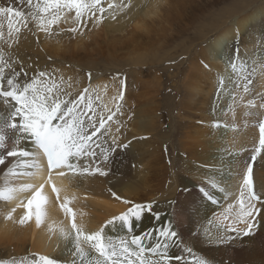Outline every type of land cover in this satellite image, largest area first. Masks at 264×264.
<instances>
[{"label":"bare ground","instance_id":"obj_1","mask_svg":"<svg viewBox=\"0 0 264 264\" xmlns=\"http://www.w3.org/2000/svg\"><path fill=\"white\" fill-rule=\"evenodd\" d=\"M202 1L204 0H132V7L130 9L120 11L119 9H108L107 5L109 3L117 5L121 3L126 4L128 0H102V6L107 9L104 14V19L99 24L85 20L82 24L85 28L87 27L88 31L81 33L79 30L80 34H76L75 38L70 36L69 32H67L71 28L69 26L76 25L73 22V12L71 14L73 19H69L68 22L62 20L59 25L53 26V35L55 36H45L43 33H39V39H37L33 33L25 32L21 38L18 51L27 63L42 69L41 61L46 59L47 52L53 54L57 59H66L75 56L77 61V59L81 60L86 58L90 53V49L101 52V49L107 44L111 46V41L114 39H123L122 42L124 44L130 45V41L133 43L132 40L138 37L141 41L147 40L146 43L144 41V45H148L156 34L155 32L160 31L166 33L168 31L170 32L175 26L179 27L181 20H184V12L189 7L193 8V5L199 4ZM260 1L262 0H241L239 3L237 2L238 4L236 6L232 5L223 11L220 9L222 11L219 13L220 16H217L216 19L215 16L213 18L216 21L210 19L213 22L207 23L209 21L207 20L205 21L207 25L204 27L200 25L203 28L196 36V41L198 42L196 44L200 47L193 53L191 51L192 54L186 58L187 65L182 72L181 83L183 90H179L182 94L181 108L180 102L179 108L177 107V123L179 124L180 132L179 146L183 152L181 153L182 155H177L173 161L174 167H178L177 161H186L182 167L186 170V173H189L192 182L183 185L184 189L182 191L179 190L178 193L176 191L177 187H173V193L175 192L176 195L168 207H170V220L174 223L175 230L180 234L184 242L193 249L191 256L187 252L181 251V249L176 250L177 254L183 255L189 261V264H191L190 259H195L196 257L198 259H206L208 264H229L227 263L228 259L233 260V262L238 261L239 264H264V204L261 202L256 203V207L260 211L255 217L254 223L256 227L253 229L252 235L244 236L241 232V235L237 236L234 232L224 231L225 227L235 220L236 213L240 210L239 193L243 183L242 178L246 173L249 163L252 164L253 169L252 179L253 188L255 185L254 191L264 201V150H261L259 155L255 153V150L259 147L258 124L261 119H264V109L259 108V105L264 103V101L254 97V94H264V5H258L257 2L260 4ZM10 3H14V0H0V6H6ZM16 6L22 7L19 4ZM113 14L116 16L115 19L111 18ZM217 18L219 19L217 20ZM0 23L4 24L6 31L7 21L0 17ZM81 30L83 31V28ZM64 32H67L66 35H64ZM67 35L72 38L73 43H68V40L63 39ZM52 39L54 40L53 42ZM92 39H94V42H91L93 45L90 47V41ZM138 39L135 41L137 42ZM136 42L134 45H136ZM227 45L233 48L239 47L238 53L229 55L226 51L224 52L227 49ZM131 47L134 48V46ZM126 48L128 49V47ZM141 48L140 50L135 49L137 54L143 50ZM130 50L128 49L129 52H132L134 49L132 51ZM197 52L198 54L196 55ZM132 53L135 54V52ZM132 53L130 54L132 55ZM139 54L138 56L135 55V57L130 55V60L128 58L125 60H128L129 63L133 62V65L135 60L140 59ZM143 55L141 53V57ZM234 56L237 57L235 62L238 67L241 62H244V75L252 80V83L248 85L249 92L247 93L243 92V83H246V81L241 82L240 88L236 87L237 82H240V78L231 68L230 61ZM72 62L74 60L71 61V64ZM140 63L144 62L141 61ZM52 64L50 65L52 66ZM204 65H208V68H205ZM62 68L65 70V65ZM62 68L60 69L62 70ZM79 68L77 67V69ZM67 69H70V73L68 70H62L63 72L58 71V76L62 75L64 77L61 85L67 86L66 89L68 90L72 82L69 81V78L72 77L71 71L74 69L72 70V68L68 67ZM135 69L136 67L133 69V72ZM253 69H255V72H253ZM88 71L90 72V70ZM76 72L77 70L75 74L78 73ZM249 73H252V75H249ZM115 74L118 73L115 72ZM96 75L101 76L102 74L98 73ZM81 76H77L78 79L76 81ZM86 78L88 80V76ZM107 78L98 79L97 77V83H101L103 79L107 81ZM81 79L85 82L84 78ZM112 79L114 80L113 76ZM116 79L118 82L119 78L117 77ZM256 79L259 82H256ZM80 81H77L78 84ZM221 81H223L222 85ZM90 82L89 84H91ZM119 82L118 84H120ZM136 83L138 86V81ZM84 84L82 83V87L78 85L79 88L82 89ZM89 84L85 86L87 87ZM115 84L112 87L114 86L115 88ZM75 85L77 86V83ZM103 85L98 84L96 90L91 87L88 88L89 94L94 101V107H96L98 112H102L101 107L106 108V110L111 108V105L115 103H111L113 101L109 100L117 96L113 92L115 94L111 97L112 92L109 94L107 90L110 97L107 99V93L106 97L104 96L106 99L103 95L101 96V92H106L105 88L103 90ZM126 87L127 93V89L130 90L133 88ZM73 88H71V91L69 89L71 93ZM82 90L73 91L74 96H72H77ZM133 93L129 92V94ZM125 96L128 99L132 98H129L127 94ZM248 100H254L257 107L247 108L246 104ZM113 105L112 107L115 108ZM180 109L186 113L184 116L180 117ZM248 111H251L254 115H246L247 118H244L245 113ZM255 113H259V115H255ZM130 114L131 112L128 116H131ZM118 115L117 117L120 118V114ZM117 117L115 118L117 119ZM196 119H200V135L194 134L195 128L192 121ZM130 122L133 121L130 120ZM111 124L114 125L113 127H116L115 124L117 123L115 122L114 124V122H111ZM215 124H219L220 126L214 127L213 125ZM122 125L121 128H123ZM147 125L149 124L147 123ZM142 129L143 124L138 129L133 128L129 130L130 133L128 132V134L123 129L127 135L125 136L123 133H120L118 135V141L121 144H130V146L126 148L117 147L114 152H109L106 162L103 161V158L99 155L100 150L97 149V162L107 171V175L101 176L99 174L87 173L73 175L68 173L63 177H59L53 172V183L61 190L60 200L58 201L56 199V194L52 191L51 185H45L44 192L48 196V203L45 205L46 215L39 227L36 225L35 216L23 224L19 223L20 218L25 213V209L18 207V205L21 200L26 202V199L30 195L29 192L14 193L11 200L0 198V264H31L32 262L30 263V260L27 258L31 255L34 256V259L38 256H47L58 259L61 264H71V260L74 258L72 257L71 251H74V247L72 241L66 240L61 233V229L67 231L70 228L69 219L60 207V203L65 198L71 201L69 206L77 213V223L83 222L86 224L87 230L91 232L99 230L113 217H118L123 214L122 212L128 209V206L134 205L137 201H141L142 191L145 192V195L150 194L149 192L153 193L148 185V181L142 179V173L138 168L141 166H150L154 155L148 151L147 155L135 154L139 144L137 135ZM111 130H109L108 135L102 138L106 139L108 143H110L111 135H116ZM130 137H134V139L131 141ZM163 139L165 138L163 137ZM107 146L108 144L104 145V147ZM161 146H163L162 143ZM30 150L35 151L34 148ZM253 155H256L254 161L252 160ZM9 159L15 160V158ZM40 160L42 163H46L42 156ZM9 168H14L17 174H13L4 168V166H0V169H3L0 171V191H4L7 188H19L20 185H38L41 183L39 179V175L41 174L47 178L46 167L42 173L32 177L24 174L33 171L32 169L23 166L16 168L15 164L9 165ZM164 169H166V166ZM202 188L209 192L214 200L223 202L222 205L213 207H211L212 203L210 204L211 206L207 205L202 199V197H205L201 192ZM198 192H200V199ZM113 193H115V196ZM124 201H130L131 203H125ZM230 205L232 206L231 208L229 207ZM210 211H217L214 213V216H217L216 218L219 217L218 219L223 222L224 227L222 229L219 226H213L214 218L207 215V212ZM9 213H11L12 218L6 219ZM225 216H228L229 219L225 220ZM143 217V220L135 225L131 233L127 232L126 228L121 226L120 221H117L115 226L109 225L104 229L105 234L111 235L117 241L121 238L130 240L131 236L140 235L145 230L151 231L153 228H159V226L152 224V217L148 215H143ZM234 226L240 230L245 227L243 224ZM217 235L232 236L235 238L230 241L225 239L223 243H219L215 240ZM155 240L156 236L153 235L152 239L145 240L144 244L147 246ZM92 255H95V253H92ZM76 259L77 264H79V258L76 257Z\"/></svg>","mask_w":264,"mask_h":264},{"label":"snow or ice","instance_id":"obj_2","mask_svg":"<svg viewBox=\"0 0 264 264\" xmlns=\"http://www.w3.org/2000/svg\"><path fill=\"white\" fill-rule=\"evenodd\" d=\"M17 4L22 7H17ZM131 7L132 0H128L126 4L107 5L108 9L120 11H126ZM106 10L102 6V0H14V3L0 6V17L7 21L6 31L4 24L0 23V166H4L13 174L17 173L14 168H9L12 164H15L16 168L23 166L32 169L33 171L24 173L29 177L42 173L45 167L47 169V178L39 175L41 183L38 185H20L19 188L0 191V198L4 200H11L14 193H30L26 202L21 200L18 205L25 209L19 220L21 224L35 216L36 225L38 227L41 225L46 215L45 205L48 203V196L44 192L45 185H51L56 199L60 200L61 190L53 183V172L59 177L68 173L107 175V171L97 162V149L106 162L109 152H114L117 147L128 146L118 141L122 124L120 121L115 127L116 135L110 137V143L102 139L109 134L111 127L109 122L113 121L117 114L125 115L120 103L124 99L123 80L121 90L113 97L115 108H109L105 116L94 107L93 98L87 87L73 97L70 91L61 86L64 77L58 76L57 69L34 67L33 64L27 63L18 51L25 32L33 33L37 39L39 33L51 36L53 26L59 25L62 20L68 22L69 19H73L71 14L74 12L73 22L77 26L69 28L68 31L77 33L80 24L85 20L99 24L104 19ZM111 18L115 19L116 16L113 14ZM238 51L237 48L236 52ZM236 59L234 56L230 61L233 72L240 78L236 87L240 88L241 82L246 81L243 83V92L247 93L252 80L244 75V62L238 67ZM204 67L208 68V65ZM246 107L251 109L257 105L254 100H248ZM259 108L264 109V103H261ZM245 115L254 113L248 111ZM128 118L131 119V116ZM258 127L259 147L255 150L256 155L264 150V119L259 121ZM105 144L108 146L104 147ZM32 148L35 151L30 150ZM256 155L252 156L253 161ZM41 156L46 163L41 162ZM252 171V164L249 163L239 193L240 210L236 213L235 220L225 227V232H234L237 236L241 235V232L244 236L253 234L256 227L255 217L260 211L256 203L264 204V201L254 191ZM201 192L209 200H213L212 195L205 189L202 188ZM113 195L115 196V193ZM70 203L71 201L65 198L60 207L70 222V228L67 231L61 229V233L66 240L72 241L74 247V251L69 249L74 257L71 264H77L76 257L79 258V264H189L183 255L172 251L178 248L187 252L189 256L193 252L175 230L171 220L162 223L159 228L133 235L130 240L121 238L117 241L111 235L105 234L104 229L109 225L115 226L117 221L131 233L135 225L143 220L144 213L160 221V213L153 212L151 203L135 204L127 212L107 221L99 230L91 232L83 222L77 223V213L69 206ZM11 218V213L7 214L6 219ZM224 219L228 220L229 217L225 216ZM237 224H243L244 229L240 230L234 226ZM153 235L156 236V240L146 246L144 241L151 240ZM234 238L217 235L215 240L223 243L225 239L230 241ZM32 264L61 262L55 258L38 256ZM194 264H208V261L200 258L195 260Z\"/></svg>","mask_w":264,"mask_h":264},{"label":"rangeland","instance_id":"obj_3","mask_svg":"<svg viewBox=\"0 0 264 264\" xmlns=\"http://www.w3.org/2000/svg\"><path fill=\"white\" fill-rule=\"evenodd\" d=\"M239 1H241V0H210V1L204 0L199 4L197 3L199 6L197 4H195L192 6L193 8L189 7L187 9V11L188 10L190 11V12L188 11L189 13L187 11L184 12V16H183L184 20L183 19L181 20L179 27L175 26L176 28L174 27L172 30H170V32L168 31L166 33L160 32V31L155 32L156 34L154 35L153 39L151 40V42L148 45H144L147 42V40L141 41L138 39V37H136L132 40L133 43L130 41V45L134 46V48L131 47L130 45L124 44L122 42L123 39L122 40L114 39L111 41V46L107 44L106 46H104L101 49V52H97V50H91L90 49L89 50L90 53L88 54V56L84 59H81V60L77 59V61H76L75 56L66 58L68 60L62 59V58L57 59L53 54H51L50 52H47L46 59L44 61H41L42 69L48 66L51 68L54 67L58 70V69L62 68V66L64 67V65H65V70L69 71L70 69H67V67L72 68V70L76 67L73 71H71L72 75L71 74L70 75L72 77L70 75H68L71 77V81H72L71 87L68 88V91H69V89L71 91V88L74 87L72 89V93H71L73 96H74V92L84 89V87H86L85 85L89 84L90 81H91L90 83L92 84V86H91V84H89V86H87V88L91 87V88L96 90L98 84L103 85L105 83L103 85V90L105 88V91L107 90L109 92V94H111V92H112L111 97L114 96L115 93H116L115 94V96H116V95H118L119 91L121 90V86H120L121 82H119V81H121V80L124 81L123 90L124 89L125 90L123 92H125V93H124V99L123 100H125V101H121L120 103L122 104L123 112L126 115L128 112L129 113L131 112L130 115L132 118L131 119L128 118L129 117L128 116L129 113H128V115H127L128 117L126 115H120V118H118L119 115L117 114L118 115L117 119L120 122H123L122 123L123 125L125 124L126 126L129 127L128 128L125 125L124 126L122 125L123 128H121L122 130L120 133H123V135H125V136L128 134L129 130H131L133 128L138 129L139 126L143 124V129L137 135V137H138L137 140H138L139 144L137 146L138 149L135 151V154L140 153V154H144V155L146 154L147 155L148 152H151V154L154 155V157H153L154 160L152 159L150 166H148V167H142L141 166L142 168L141 167L138 168V170H140L142 173L141 174L143 176L142 179L148 181V183H149L148 185H149L150 189H152L153 193L149 192L150 194L145 195V192L142 191V193H141V195H142L141 199L142 200L136 202L138 204H148V202H149L153 205V212L160 213V217H161L160 221H156L148 213L143 214V215H148V216L152 217V222H153L152 224H154V226L157 225L160 227L162 223H166L167 220H170V212H169L170 207H168V206H170V203L173 201V199L176 195L175 192L173 193V187H175V186L177 187L176 191L178 193L179 190L182 191L184 189L183 185H185L188 182H192L191 176L189 175V173H186V170H184L182 167V165H185L186 161H184V162L177 161L178 167H174V161H173V159H175L177 155H182L181 153L183 152V151H181V148L179 146L180 132H179V124L177 123L178 122V120H177L178 110L177 109L179 108V102H180V108H181V94H182V92L179 90H183L181 78H182V72L186 68V65H187V59L186 58L188 56H190L197 48L200 47V46H197L198 44H196V43H198L196 41V36H197V33L199 31H201L205 25H207V24H205V21L209 20L207 23L213 22L217 16L218 17L220 16L219 13H221L227 7L229 8L232 5L236 6L239 3ZM257 4L258 5H264V0L260 1V4H259V2H257ZM214 16H215V19H213ZM210 19H212L213 21ZM218 19L219 18H217V20ZM200 25L203 27L201 28ZM76 26L77 25L69 26V27H76ZM83 26H84L83 24H82V26H81V24L79 26V28H81V29L83 28V31L81 29H79L81 33L88 31L87 27L85 28V26L84 27ZM84 29H86V30H84ZM67 32H69V31H67ZM67 32H64V35H66ZM80 32L79 31H78V33L69 32V34L72 38H75L76 34H80ZM162 33H164V34H162ZM169 34H171V35H169ZM53 36H55V35H53ZM71 37H69L67 35V36H64L63 39L68 40V43H73ZM53 39L55 40V38H53ZM53 39H52V42L54 41ZM136 39H138L137 42L135 41ZM144 41H145V43H144ZM91 42H94V39H92L90 41V43ZM135 42H136V45H134ZM193 42H195V43H193ZM113 43H114V46H113ZM115 43H117V44H115ZM141 43H143V44L141 45ZM92 45H93V43H91L90 47ZM135 46H136V48H135ZM126 47H128L129 50L132 48L130 51H132L133 49L134 50L135 49L140 50L141 47H142L141 49H143V50H144V48H146V50H144V51L141 50L143 52L140 51L139 52L140 54L138 53L140 55L139 57H140L141 61L144 63H140L141 61H140V59H138L139 61L135 60L134 64L132 65L133 62L129 63L128 60H125L127 58L130 60V55H131L130 53H132V52H135V54L132 53V55H131L132 57H135V55L138 56V54L136 53L137 52L136 50L129 52ZM124 48H126L127 50ZM237 48L239 49V47L233 48V47L227 45V49H225L224 52L226 51L227 54H229V55H233V54L235 55V53H237L236 52ZM191 51H192V53H191ZM124 52H127L128 54L127 53L124 54ZM108 53H110V54H108ZM118 53H121V54H118ZM141 53L144 54L145 56L143 55V57H141ZM122 54L125 56H123ZM197 54H198V52L196 53V55ZM89 56L92 57L93 59L90 58ZM93 56H96V57H93ZM50 57H52V58H50ZM116 57H117V59H116ZM132 57H131V59H132ZM71 58H72V60H74V62H72V64H71V61H72ZM85 59H86V61H85ZM155 60H157V61H155ZM127 61H128V63H127ZM49 62L53 63L52 66L50 65L51 63H49ZM60 63H61V65H60ZM66 63L68 64V66ZM136 63H137V65H136ZM138 63L141 65H139ZM56 64H58L59 66L58 65L54 66ZM77 67L78 68L80 67V68L77 69ZM84 67H86V68H84ZM135 67H136V69L133 72V69ZM51 68H48V69H51ZM54 68H52V69H54ZM83 68H84V70H83ZM62 70L65 71L64 68H62ZM62 70L60 69L58 71L63 72ZM76 70L78 72V73L77 72L76 73L80 74V75L75 74ZM88 70H90V72ZM100 70H101V72H100ZM73 72H74V74H73ZM115 72L118 74H115ZM69 73H70V71H69ZM69 73L67 72V74H69ZM88 73H90V75ZM98 73L102 74V75L97 76L96 74H98ZM77 76H81V78H84L85 82L83 79L80 78L77 81L81 80L82 82L80 81V83L78 84V82L76 81V79H78ZM87 76H88L89 82L86 78ZM112 76H113L114 80L112 79ZM97 77H98V79H102V78L106 79L108 77L107 81L109 79H111V80H109L107 82L105 79H103L104 82H103V80H101L102 81L101 83H97V80H98ZM117 77L119 78L118 82L120 84H118V82H117V79H116ZM73 79H75V80H73ZM93 79H95V80H93ZM134 80H136V81H134ZM112 81H113V83H112ZM137 81H138V86L136 83ZM148 82H150V83H148ZM256 82H259V81L256 79ZM76 83H77V86L75 85ZM82 83L83 84L85 83V84H84V87L81 89V88H79V86L82 87ZM142 83H143V85H141ZM113 84L116 85L115 88H114V86L112 87ZM149 84H150V87H149ZM61 86L64 87L65 89L67 88V86H64V85H61ZM118 86H120V87L117 88ZM126 86H129L128 88L133 87L132 89L133 90L136 89V90L133 91L132 89H130V90L127 89V91H128V93H127L126 92V88H127ZM141 87H142V89H144L143 92H142V89H140ZM137 89H138V92H137ZM107 91L101 92L100 95L101 96L103 95V97L104 96L106 97V93H107V95H108L107 99H108V97H110V96H109ZM131 91H133L134 93ZM144 91H145V93H144ZM113 92H115V93H113ZM129 92L133 93V94H129ZM125 94H127V96H129V98L132 97V98H130L131 100L128 99V97H126ZM103 97H102V99H103ZM254 97L264 101V94L263 93L254 94ZM112 98L109 101H113L111 103H115V101L112 100ZM130 103H132V104H130ZM112 105H111V108L114 109V107H112ZM113 106H115V104ZM101 110L104 113V115L108 114L107 113L108 110H106V108L101 107ZM129 110H131V111H129ZM138 111H139V114H138ZM132 112H133V114H132ZM185 114L186 113L180 109V117L184 116ZM139 118H140V120H139ZM244 118H247V116L245 115ZM115 119L113 121H111L112 123L114 122V124H115V122L116 123L118 122V120L117 119L115 120ZM130 120L133 122H130ZM154 121H156V122H154ZM179 121H181V119H179ZM111 122L109 123V125L111 124ZM150 122H152V123H150ZM147 123L149 125H147ZM153 123H154V125H153ZM129 124H131V125L129 126ZM192 124H194V128H195L194 134L200 135V119H196L195 121H192ZM116 125L117 124H115V126ZM110 126H112V128H111L112 130L111 129L110 130L115 132V127H113L114 125L111 124ZM131 126H132V128H131ZM123 129L126 131L125 133H127V134L124 133ZM154 130H155V132H154ZM155 137H157V138H155ZM163 137L165 139H163ZM132 139H134V137H130L131 141H132ZM127 143H129V142L127 141ZM152 143H155V144L152 145ZM161 143L163 146H161ZM128 146H130V144H128ZM156 148H158L159 150ZM163 166L164 167L166 166V169H164ZM254 188H255V185H254ZM198 197L200 199V192H198ZM202 199L209 206H211L210 204L212 203L211 207L216 206V205L221 206L223 203V202H220V201H217L214 199L209 200L207 197H204V198L202 197ZM154 200H155V202H154ZM213 201H215V202H213ZM205 203H203V204H205ZM132 206H133V204L128 206V209ZM128 209H126L122 213H125L126 211H128ZM215 212H217V211L207 212V215L209 217L214 218L213 226H219L222 229L224 227V224L222 221H220V219H218L219 217L216 218L217 216L216 217L214 216ZM219 221L222 223H220ZM190 244H191V242H190ZM176 250H179V249L175 248L172 251L176 252ZM14 256H16V255H14ZM25 257H27V256H25ZM33 257H34L33 255L27 257L30 260V263L33 262V259H34ZM35 259H36V257H35ZM197 259H198L197 257L195 259L191 258L190 263L194 264L195 260H197ZM227 261H228L227 263H229V264H239L238 261L233 262V260H229V259Z\"/></svg>","mask_w":264,"mask_h":264}]
</instances>
